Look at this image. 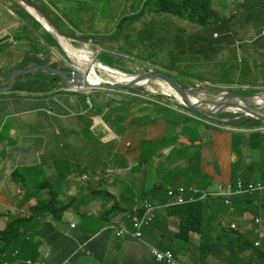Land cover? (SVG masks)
Here are the masks:
<instances>
[{"label": "crops", "instance_id": "crops-1", "mask_svg": "<svg viewBox=\"0 0 264 264\" xmlns=\"http://www.w3.org/2000/svg\"><path fill=\"white\" fill-rule=\"evenodd\" d=\"M166 23L155 22L148 15L150 26ZM15 30L18 33L13 35ZM21 31L25 36L19 37ZM2 40L4 47H8L0 54V69L18 67L16 64L31 55L46 57L44 43L37 35L12 11L8 13L0 8ZM48 40L52 46L57 45L53 38ZM6 91L0 90V229L8 228L10 218L22 221L13 242L0 245V249L8 248L0 264H29V261L32 264H157L150 246L171 248L179 260L192 263L200 260L205 244L210 245L220 237L221 227L210 215L204 223L205 211L218 213L222 205L227 206L219 198L205 204L200 231L192 233L183 243L175 237L179 217L170 216L167 211L159 213L145 228L143 241L117 238L106 228L129 222L127 214L140 206L136 197L143 196L141 182H145V200L167 202L168 197L162 191L146 195L148 177H165L171 186L176 182L180 183L178 186H194L205 181L206 188L213 187L222 177L229 179L237 157L229 147L227 135L207 130V139L202 141L204 126L190 124L179 138L178 150L174 143H168L171 133L166 119L148 121L144 110L152 108L151 103L126 104L115 100L109 104L100 100L93 102L94 111L86 112L82 103L70 95L36 92L26 97ZM83 115H88L89 123L82 119ZM177 125L180 129V123ZM182 153L190 156L179 162L176 157ZM244 157L240 169L249 171L251 176L247 151ZM63 158L66 165L62 164ZM200 160L202 164H196ZM78 163L84 169L81 176L89 175V180L81 183V189L74 179ZM109 170L114 174L107 176ZM111 184L112 191L108 188ZM57 188H64L68 195L61 196L55 191ZM125 191L130 196L122 203ZM257 207L248 202L239 204V215H234L230 223L239 224L250 239L257 236L253 242L260 243L258 248L264 254V210L258 217L261 224L255 233H249L246 228L254 217L251 210ZM63 210V218L57 220L55 216ZM249 254L251 251L246 252ZM254 259L262 262L264 256ZM225 262L223 254L220 257L210 254L206 264ZM232 264H245V261L239 258Z\"/></svg>", "mask_w": 264, "mask_h": 264}, {"label": "rangeland", "instance_id": "rangeland-1", "mask_svg": "<svg viewBox=\"0 0 264 264\" xmlns=\"http://www.w3.org/2000/svg\"><path fill=\"white\" fill-rule=\"evenodd\" d=\"M49 1L50 4L54 8H56L59 13H61L64 19V22H60L61 20L59 21V19L55 18V20L59 22L61 28L64 31H66L67 33H73V30H79L81 35H86L87 37L91 36L92 40L95 41V46L103 48L101 50L102 52L99 53L98 61L104 64L120 68L129 73H136V68H143L147 66L157 67L161 71L170 74L177 83L183 86H185V84H192L196 87H202L203 89H214V91L223 88H234L235 90L240 88V86L233 84V82H235V80L238 79L240 75V69H235V65L240 66L241 63L239 59L242 56L240 54V50L237 47V44L227 46L219 53V55H215L213 54V52H209L208 56H178L179 50L182 51V49L179 48L177 44L178 35L182 37L183 42L190 46L191 50V45L194 42L191 44L190 39H195L196 41L198 37L205 35L204 31H202L199 27H196L195 25H192L189 22L177 17H174L175 23H166L162 26H150L148 24V16L141 20H126L121 23L122 19L125 16L134 14L132 10L135 11V14L140 10H143L144 13H146L151 8V2H148V4L144 6L142 2L146 0ZM234 1L237 0H216V4L221 3L223 6L229 7ZM38 3L42 9H44L45 11H49L43 3ZM11 8L18 13L22 12V10L18 6H16L14 2L12 3ZM88 9L95 10L96 12H88ZM152 19L155 22L166 21V17L163 14L154 13L152 15ZM167 20H169L168 17ZM242 32H244L245 37L241 38L240 40H250L256 35L254 29L251 28H244ZM110 35H115V37H113L112 39H102L98 37ZM181 44L183 43L181 42ZM188 45L184 46L183 51L188 50ZM76 47L80 50L82 49L81 44ZM90 48L94 53H97L98 50L96 48H94L93 46H91ZM207 49L212 51L213 47L208 46ZM51 55L58 61L55 64L56 68L68 69L65 66L67 62L64 60L67 53L64 54L62 49L57 47L53 51H51ZM174 57L177 60L175 63H171ZM145 69L147 70L148 68ZM5 71L6 73L9 72L8 70ZM102 75L106 80L114 81V78L109 76L108 74L102 73ZM35 79L37 80L39 79V77H35ZM150 88L156 89L159 94L153 95L152 97H154V99L150 98L148 100V103L155 104L152 106V108L144 110V112L148 113V121L155 118L166 119L168 122V129L171 133V137H169L168 143H174L176 145L175 148H178L179 150L181 146L179 138L183 137L184 135L183 131L184 127L186 126V118L189 120L191 125L195 126H201L197 124L198 122L195 120L196 117L203 119L205 118L196 114L185 116L182 115L181 112L175 111L174 109L178 110L177 99L174 96L170 98L164 95L159 81H153L150 83L149 87L146 86L145 93L148 94V90ZM247 88L249 87H244L243 89ZM261 92H264V89ZM71 96L82 103L83 110H85L86 112L90 110L89 101L82 97L79 93H74ZM109 96L115 97V99L119 102H124L126 104L128 103V101L126 100V96L121 97V95L117 93H106L101 99H95L91 97V101L96 102L100 100L105 101L108 98L113 99ZM117 96L119 97L116 98ZM203 97H207V95L203 94ZM136 101H138L139 104H142V101L145 100L140 98ZM165 107L168 108L166 109ZM82 119L86 120L87 123H89L88 115H83ZM178 123H180V129H178ZM218 123L215 124L217 130L229 133L228 135L230 138V148L232 147L231 142H233V139L235 140L234 137H242L243 139H246V134L230 133L234 129L233 127L219 125ZM208 129L212 132H217L215 128L204 125L203 134L200 136L202 141H205V139H207ZM244 132L247 133L248 130H244ZM256 143V148L250 149V155L248 153V155L252 158L250 159V164H253L251 165V168H253L252 179L255 181H260L264 184V132H261V135ZM193 144L196 145V141H194ZM239 150L241 151L240 147ZM239 150L235 151L238 153ZM244 151H248L247 147L243 148V152ZM188 156L190 155H185L184 153H182L181 156H178L176 158L179 162H181ZM191 156L195 157L196 154H191ZM196 164H202L201 160ZM63 165H66V160L64 158ZM76 169L77 172L74 179L76 180L78 187L81 189V182H78L77 179L81 177L84 169L81 167L80 163L76 165ZM186 172L187 171L185 170V173ZM178 185H180L179 182H176V184H174L175 187H178ZM183 185L191 184L184 183ZM193 185V187H196L195 184ZM108 188L111 191L114 190L112 184L111 186H108ZM102 189L104 190V188ZM55 191L58 192L61 196L68 195V192L64 188H57L55 189ZM129 196L130 193L125 191L123 194L124 198L122 203H126ZM144 197L145 196H142L141 194L137 195L136 203L142 204ZM232 198L240 201L239 197ZM156 206L157 213L166 212L164 203H157ZM132 209L128 210L130 211ZM251 211H254V209H252ZM208 215H210L216 222H218L221 228L225 224H228L231 220H233L232 213L225 205H222V209L218 213L214 211H205L204 223H206V217ZM235 215H239V213H235ZM234 227H237L238 229L240 228V225L238 224ZM178 230H181V219H179ZM192 233L193 232L190 231L188 235L189 239ZM255 238H257V236L252 237V239L250 240L253 242ZM3 240H7V237L3 236L0 238V241ZM179 242L183 243L185 241ZM222 250L223 253L221 254H223L224 259H226V264H231V260L239 257L244 258L245 264L252 263L250 258L248 256H245L246 253L241 252L240 248L238 247L234 248L232 253L227 250V247ZM221 254L216 255L220 257ZM181 256L185 255H183V253L181 252Z\"/></svg>", "mask_w": 264, "mask_h": 264}, {"label": "clouds", "instance_id": "clouds-1", "mask_svg": "<svg viewBox=\"0 0 264 264\" xmlns=\"http://www.w3.org/2000/svg\"><path fill=\"white\" fill-rule=\"evenodd\" d=\"M31 1L34 2L45 14H47L48 17L54 23L57 24V26L61 29V31L63 33H65L66 35H68L70 37L63 36L57 30H55L53 27H51V26L49 27L48 24H47V22L45 21L46 22L45 23L43 21L45 19H43L33 8L28 7L25 4H22L19 0H0V8L1 9L5 10L8 13L10 11H12L14 14H16L18 16V18L21 20V22L27 28H29L32 31V33H34V34L37 35L38 40L39 41H42V43H44L43 44V48L45 50L46 57L45 58H39V57H35V56H32V55L31 56H28L24 61H22L21 63L16 64V65H18L19 68L30 69V68H32V67H34L36 65H50V66H53L54 68H56L55 67V64L58 61L55 58L52 57L51 51H53L55 48L59 47L60 49H62V51L64 52V54L67 53L66 58H64V60L69 65V70L71 72H78L79 71L80 74L86 76V79H88V80H89V77H90L91 73L92 72H95L98 76H100L103 79V82H101L99 84H102L104 82H107L106 84H112V83H117V82H127V81L132 80L138 74L137 70H136V73H129V72L124 71V70H122L120 68L113 67V66H110L108 64H104V63L98 61L99 53L102 52L101 50L103 48L98 47V46H95V41L92 40V37L91 36H88L87 37L86 35H81V33L79 32V30H73L72 29L73 30V33H67L66 31H64L61 28L59 22L57 20H55V18L56 19H59V21L61 20L60 22H64V19H63L61 13H59L56 10V8H54L50 4V1L49 0H31ZM13 2L15 3L16 6H18L22 10V12L18 13V12L14 11L11 8V5H12ZM38 2L43 3L48 8L49 11H45L44 9H42L40 7V5H39ZM148 2H150V0L143 1L142 4L144 6H146L148 4ZM243 2H244V0L234 1L229 7H225L221 3H217L216 4V2H215V9L220 14H222V15H228V17H230L232 15H235L232 19L233 20H236V19L242 17L245 14V9L240 6L241 4H243ZM31 9H33L40 17H38V15L35 14ZM141 11L142 10L138 11V15L140 14ZM88 12L95 13L96 11L95 10L88 9ZM132 12L134 14L133 15H129V16H134L135 15V11L132 10ZM153 14L154 13H151V8H150L146 13H144L143 15H141L137 20H141V19L145 18L146 16L153 15ZM196 27H198V26H196ZM244 28L254 29V31L256 32L255 37L252 38V39H250V40H248V39L240 40L241 38H244L245 37L244 32H242V30ZM244 28L239 29L240 32H239V34L236 36V38L233 41L234 44H237L238 45L237 47L240 50V54L242 55L241 58L239 59L240 63H241V60H242V58L244 56V52H243V46H244V44L245 43H248V42H252L253 40H255L256 38H258L260 36H264V29L259 30L255 26H253V25H246ZM200 29L202 31H204V32H206L208 30H214L211 27H203V28H200ZM17 33H18V31L15 30V32H14L13 35H16ZM22 36H25V35L21 31L19 33V37H22ZM183 36H184V34H183ZM205 36H206V33H205V35L198 37L196 39V41H198L199 39H201V38H203ZM48 37L53 38L57 42V45L56 46H52L51 43H50V41L48 40ZM218 37H219V35L217 33H215L214 34V38H218ZM77 38H80L81 41H79ZM63 39L65 41H67L68 43H70L71 45H73L74 48L77 49L78 51H81L84 48V45L85 44H88V48L92 52L93 64L87 65V64L81 63L79 60H77L76 58H74L69 53V51L66 49V47L64 45V42H63ZM196 41H195V39H190V43L191 44L194 42L191 45V50H190V46L188 44H186L185 42H183L182 37H180L178 35V42L179 43L182 42L183 44H185V46L188 45V50L187 51H183V50L180 51L179 50L178 56L179 55H181V56H187V55L197 56L196 54H199V55H202V56H208L209 52H211V51L208 50L206 47L203 48V49H201V47H199L198 45L195 44ZM79 44H81V46H82V49L81 50L76 47ZM234 44H230V45H234ZM91 46H93L94 48H96L98 50L97 53H94L92 51V49L90 48ZM7 47H8V45H7ZM7 47H4L3 40L0 41V54L3 53V52H5L6 49H7ZM191 51H193V52H191ZM6 54H9L10 55V52L7 51ZM53 60H55V61L52 62ZM174 60H177V59L175 58ZM38 61H40V62H38ZM52 63H54V64H52ZM171 63H173V61H171ZM67 64H65V65H67ZM145 68H148V69L147 70L145 69L144 72H149L150 70L155 69V67H149V66H147ZM56 69H60L61 70V68H56ZM136 69H138V68H136ZM156 70L159 71L160 69H157L156 68ZM110 71L116 72V75H123V76L129 75L131 77V79H128V80H125V79H116L115 77H113L111 75V72ZM39 72L49 73V72H46V71H43V70H40ZM84 72H87L88 75L84 74ZM159 72H162V71L160 70ZM11 73L12 72H7L6 73L5 69H3V68L0 69V86L5 87V86H7L9 84V74H11ZM102 73L108 74L109 76L113 77L114 78V81H108V80H106L105 78H103L104 76L102 75ZM239 74L241 75L240 70H239ZM240 75H239V78H240ZM21 77H23V76L18 75V78L19 79H22ZM35 77L36 76H32V75L29 74V75H27V79L26 80H21L20 82L16 83V84H23L25 86V88L23 90H17L16 89L17 87H15V86L11 90L12 91L15 90V93H20V94L28 93V94H32V95L35 94L36 92L53 93V94H56V95H59V96L60 95H70L71 96L74 93H79L82 97H85V99L89 101L90 110L93 107V102H95V101H91V97H93V98L99 97L98 92H97V89H88L86 92H84L83 88H79L78 90H74L73 88H68V87L60 84V81L57 80V78L55 76H50V75H45V76L39 77V79L37 80V87L38 88L43 87L44 86V82H48L49 85L48 86H45L41 91H36V90H33L31 88V85H30L31 82L36 81ZM239 78L236 79L235 82H233V84H236V85L240 86V88H238L236 90L234 88H223V90L229 91V92H237V91H240V90L245 91V90H249L251 88H255V86H251V85H240L238 83ZM52 79H56L57 81H55L54 83H52V82L50 83V81ZM153 81H159L160 83L162 82L159 79H156V80H153ZM153 81H150L147 85H145L143 87H135L133 89V92H132V100H131V103H138V101H136V100L142 98V99L145 100V101H142V104H146V103H148V100L150 98L151 99H154V97H152V96L159 94V92L156 89L150 88L148 90V94L145 93V87L146 86L149 87L150 83L153 82ZM145 82L146 81H144V83ZM162 83H164V82H162ZM186 85H189V84H186ZM244 87H249V88L243 89ZM258 89H259V91L257 93H254V94H251V95H247V94L240 93V95H243V96H253V95H257L259 93H263L264 94V92H261L264 89V87H260ZM110 90H111L110 93H116V89H110ZM163 94L166 95L167 97H170V98L173 96V95L165 94L164 92H163ZM140 96H143V97H140ZM263 98H260V99H262L263 102H261V103L258 102V99L259 98L257 99V102L260 103V104L264 103ZM191 100L192 101H197V100H201V99H191ZM177 102H178V106H177L178 107V110L177 109H174L175 111L181 112L182 115H185V116L193 115V114L200 115V116L204 117L205 119L196 117L195 120L198 122L197 124H199L201 126H204V125L211 126V127H213V128L216 129L215 124L218 123V121L210 120L207 117H205V116H203V115H201V114H199L197 112H194V111H191L189 109H186L185 107H183L179 103L178 100H177ZM151 104H153V103H151ZM153 105H155V104H153ZM165 108L167 109L168 107H165ZM169 109H171V108H169ZM227 110H230V109H227ZM229 114L232 115V116H234V117L233 118L225 117L226 115H229ZM237 116L238 115L233 114V113H228V114H225V115L218 116V118L221 117V119L228 121V122H224V123L223 122L222 123L219 122L218 124L219 125H223V126L233 127V126L228 125V124L230 122H233V121H236V120L241 119V118H236ZM224 118H226V119H224ZM186 120L189 121L187 118H186ZM259 121H261V120H259ZM189 125H190V123H189ZM263 125H264V122H262V125L260 127L255 128V129H239V128L233 127L234 129L230 133L244 132V130H248V132H251V130L252 131H255V132H264V126ZM256 129H259V130H256ZM217 132L219 134H225V135H227L229 137V135H228L229 133H227V132H223V131H219V130H217ZM248 132L247 133L244 132V134H248ZM229 140H230V138H229ZM231 143H232L231 150L234 153V152H236L235 151V148L233 146V144L235 143L234 140ZM241 151H243V150L241 149ZM234 155L237 157V154L236 153H234ZM243 162H244V159L242 158L241 159V162H240V167L243 164ZM250 170L252 171V174H253V168H251V165H250ZM112 174H114V171L113 170H109L106 173L107 176H111ZM252 174H251V176L249 178V171L243 172L241 169H239L236 172L237 177H236L235 182H233L230 179L225 180L226 178H224V179H221L220 178V181L215 182L214 185H213V187H211V188L200 189L198 187H193V186H178V187H184L186 189H196L199 192H205L207 194V197L205 199L196 201L194 203H187V205H189V204H197V203H200V202H204V204H206L207 202H209L210 200L215 199V198H219V199L224 200V199H228V198H232V197H239L241 199V202H234V201H232L231 203H226V205L229 208L230 212H232V213L235 214V213L238 212V205L239 204H242L243 202H248V203H251V204H257L258 207L261 206V205H264V184L262 182H260V181L253 180L252 179ZM81 177H83V176H81ZM88 180H89V176H86V177H84V179H82L80 181L83 184V183H85ZM178 187H175V188H178ZM175 188H173V189H175ZM245 196H250V197L247 200H243V198ZM257 197H259V198L257 199ZM58 205H59V201L56 202V206H58ZM154 207H156V212H155V214H156L157 213V206H154ZM137 208L143 213L144 204L143 203L140 204V206L137 207ZM64 213H65V210H63V213L61 215H56L55 216L56 219L57 220H61L63 218ZM252 214L254 215V217H251L250 218L251 219V224H253L255 226L260 225L261 224V219L258 218V217L261 216V211L252 212ZM128 219H129V222L128 223L111 224L106 229L112 231L113 234L117 238H121V239H123V238H131V239H134V240H137V241H143L144 230H145V228H147L148 226H150V224L145 225V226L142 227L143 236H142V239L141 240H138V239H135L134 237H132L133 230H134L133 229V223H132V221H131V219L129 217H128ZM179 219H180V217H179ZM202 220H203V217H202ZM21 221L22 220L21 219H18V218H10L9 225L12 223V225L14 227H18V229H19L20 228L19 225L21 224ZM235 225H237V224H235V223H229L228 225L225 224L221 228L222 231H221L220 237L217 238V240L215 242H219L220 239L221 240H226L228 238L229 234H231V232H235L236 233V229L234 227ZM50 226L51 227H55L54 225H50ZM122 226L126 227L129 230V232H128V234L120 237V236L117 235V230L120 227H122ZM74 227H75V225H74ZM229 227H230V230H227V228H229ZM6 230H4V231H6ZM0 231H2V230L0 229ZM12 236H14V238H16V232H15V230H14V233H12ZM13 239L12 240H9V241L12 243L13 242ZM3 242L4 241H1L0 242V245ZM253 243H254V245H258V242H253ZM8 245H10V244L8 243ZM225 247H227V245H222V244L218 245V248L221 249V250L224 249ZM166 249H167L166 247L160 249V248H157V247L150 246V252H151L152 256L154 255L153 250L163 251V250H166ZM170 251L171 252H174L173 250H170ZM4 252H8V248L7 247L0 249V258L2 257V255H3ZM262 256H264V254H262ZM249 258L252 261L251 264H264V261H262V262H256L254 258H252V257H249ZM155 261H156L157 264H159V262H157L156 259H155ZM178 261L179 260H177V262ZM182 262H186V261H182ZM199 263H200V261H199ZM29 264H32V262L30 261Z\"/></svg>", "mask_w": 264, "mask_h": 264}, {"label": "trees", "instance_id": "trees-1", "mask_svg": "<svg viewBox=\"0 0 264 264\" xmlns=\"http://www.w3.org/2000/svg\"><path fill=\"white\" fill-rule=\"evenodd\" d=\"M151 2V13L156 14H164L166 17V21L168 23H174V17L183 19L188 21L189 23L196 25L200 28L203 27H211L214 30H208L204 33H206V36L199 39L195 42L196 45L203 48H207L208 46L213 47L212 51L213 54L219 55V53L224 50L227 46L230 44H234L233 41L236 38V36L239 34L241 28H244L246 25H253L257 29L262 30L264 29V0H244L243 4L240 6L245 9V14L236 19L233 20L232 18L235 15H232L228 17V15H222L215 9V2L216 0H150ZM146 5V4H145ZM26 13V12H25ZM144 14V11L142 10L140 14L136 13L134 16H125L122 19L123 23L126 20L129 21H136L141 15ZM167 17L169 20H167ZM217 33L219 35L218 38H214V34ZM116 35V34H115ZM115 35L110 36H98L102 39H112L115 37ZM178 47L183 50L185 44L178 43ZM243 52L244 56L241 60L240 66L235 65V69H240V78L238 80V83L240 85H251L255 86V88H251L249 90L245 91H237L238 93H243L247 95H251L254 93H257L259 91L258 88L264 87V36H260L253 40L252 42L245 43L243 46ZM199 55V54H196ZM175 57L172 59L173 63L176 61L174 60ZM238 60V59H237ZM40 62V61H38ZM57 80H61L60 77H56ZM38 80V79H37ZM37 80L30 83L31 88L36 91H41L45 86H48V82H44V86L41 88L37 87ZM56 79H52L50 83H54L57 81ZM22 87L16 88L17 90H23L25 86L23 84H20ZM236 94V93H235ZM225 117L233 118L232 115H226ZM189 121H185V127L189 125ZM228 125H231L235 128L239 129H255L262 125V122L259 120H255L252 118H241L239 120L230 122ZM184 127V129H185ZM244 134V132H236V134ZM261 132H255L251 131L246 134V139H243L242 137H234V148L235 150H239V147L243 150L244 147H247V154L250 155V149L256 148V142L258 138L260 137ZM143 142V140L139 142H134V145L136 143ZM194 143V142H193ZM133 145V146H134ZM133 146L131 149H133ZM144 146V144L142 145ZM143 151V147H142ZM237 154V160L233 163V171L232 175L229 178L233 182L236 180V172L241 168L240 162L241 159L244 157V152L240 151L234 152ZM249 159H252L251 156H249ZM63 164V159H62ZM253 165V164H250ZM76 168V167H75ZM250 175V173H249ZM245 177V176H244ZM178 178V177H173ZM250 178V176H249ZM165 177H162L161 179H151L148 177V191L147 194H151L150 192H158L162 191L165 197H168L167 191L175 188L174 183H172V186L169 185V182L164 180ZM221 179H224L222 177ZM168 181H171L168 178ZM145 182H141V190L142 194L145 195L144 188ZM196 187L200 189H205L207 187V183L205 181L202 182H196ZM152 186V189L150 187ZM250 196H245L243 200H247ZM259 197H257L258 199ZM253 200V199H252ZM166 202V199L164 200ZM234 202H241L236 200L235 198H228L224 199L223 203H231ZM119 205V204H118ZM113 207H116L115 205ZM205 204L204 202H200L197 204H189L186 203L180 204L179 206H171L168 208V214L171 216H177L181 219V230L178 231L177 234H175L176 239L179 241H186L188 240V235L190 231L193 233H198L200 231L199 227L202 226L203 220H202V212L204 210ZM233 216L235 214H232ZM60 217V216H59ZM18 227H14L12 223L9 225L8 229L6 231H0V238L5 236L8 238V240H12L14 236H12V233H14V230H17ZM53 230H56L55 227H52ZM227 230H230V227L227 228ZM227 240V242H225ZM226 240H219V242H216V247L218 248V245L220 244H231L230 252L232 253L234 248L238 247L240 248L241 252L245 249H251L254 245L245 238L243 232H239L236 230L235 232H231L229 234L228 238ZM1 242V241H0ZM230 246V245H229ZM165 248V247H163ZM206 245L202 248L201 256H200V264H206L209 255L212 254V250H206ZM176 255V254H175ZM193 263V262H192ZM189 263V264H192Z\"/></svg>", "mask_w": 264, "mask_h": 264}, {"label": "water", "instance_id": "water-1", "mask_svg": "<svg viewBox=\"0 0 264 264\" xmlns=\"http://www.w3.org/2000/svg\"><path fill=\"white\" fill-rule=\"evenodd\" d=\"M19 1L22 4H25L28 7L33 8L43 19H45L49 27L50 26L53 27L63 36L70 37L66 35L65 33H63L61 29L57 26V24L54 23L48 17V15L45 14L34 2H32L31 0H19ZM77 39L81 41L80 38H77ZM40 70H43L49 73H55L61 76L63 79H65L66 82H68L69 84H72V82L75 81L77 85L82 86L84 83V79H86V76L81 75L79 72L69 73V72H65L60 69H56L50 65H36L30 68L29 70L16 71V72H12L11 74H9V84L5 87H1L0 90L1 89L11 90L16 83L20 82L21 80H26L27 75H29V73L37 74L39 73ZM84 74L88 75L87 72H84ZM18 75L23 76L21 77L22 79H19ZM156 79L161 80L162 82L168 84L172 89L174 88L176 91L183 94L185 99L183 100L177 99L183 107L191 111L197 112L207 117L210 120L218 121L221 123L228 122L227 120L218 118V116L225 115L228 113H233V114L238 115L236 118H253V119L261 120L262 122H264V104H260L257 102L258 98L264 97L263 93H259L253 96H243V95H237V94L231 93L229 91H225L223 89H218L216 91L206 90V92L212 95L215 98V100L201 99L197 101H192L190 99V94H193L192 92H190L188 89L182 88L170 76L161 74V72H159L156 69L150 70L149 72H144L143 76H135V79L132 81L117 82V83H112V84H106L107 82H104L96 86H93L92 84L87 83V86H89L88 89H95V88L121 89L125 87H135V86L143 87L147 85L150 81H153ZM144 81L146 82L144 83ZM197 91H203V89H197ZM232 108H236L238 109V111L233 112L232 110H227V109H232Z\"/></svg>", "mask_w": 264, "mask_h": 264}, {"label": "bare ground", "instance_id": "bare-ground-1", "mask_svg": "<svg viewBox=\"0 0 264 264\" xmlns=\"http://www.w3.org/2000/svg\"><path fill=\"white\" fill-rule=\"evenodd\" d=\"M35 14H37L33 9H31ZM38 15V14H37ZM38 17H40L39 15H38ZM43 20V19H42ZM44 22H45V20H43ZM46 23V22H45ZM63 42H64V45H65V47H66V49L69 51V53L74 57V58H76L77 60H79L81 63H84V64H87V65H90V64H93V56H92V52L89 50V48H88V44H85L84 45V48L81 50V51H78L77 49H75L74 48V46L73 45H71L70 43H68L67 41H65L64 39H63ZM66 66V68H68V69H63V68H61V70H63V71H65V72H69V73H71V71L69 70V65L67 64V65H65ZM149 67H153V66H149ZM157 67H155V69H156ZM3 69H5V70H8L9 72H16V71H24V70H29V69H24V68H19V67H12V66H4L3 67ZM157 69H159V68H157ZM144 70H145V67H143V68H138L137 69V72H138V74L136 75V76H143V74H144ZM160 71V70H159ZM79 72V71H78ZM111 72V75L113 76V77H115L116 79H125V80H128V79H131V77L129 76V75H127V76H123V75H116V72H114V71H110ZM80 73V72H79ZM30 75H32V76H36V77H42V76H45V75H50V76H55V77H60L61 78V80H60V84H62V85H64V86H66V87H68V88H73L74 90H78L79 88H81V87H83V90H84V92H86L87 90H88V88H89V86H87V83H90V84H92L93 86H96V85H98L99 83H101V82H103V79L100 77V76H98L95 72H92L91 73V75H90V77H89V80L88 79H84V83H83V85L82 86H80V85H77L76 83H75V81L74 82H72V84H69L68 82H66V80L65 79H63L61 76H59V75H57V74H55V73H42V72H39V73H37V74H33V73H29ZM161 74H165V75H168V76H170L175 82H176V80L170 75V74H168V73H165L164 71H162L161 72ZM76 79V78H75ZM135 79V77L132 79V80H134ZM132 80H130V81H132ZM177 83V82H176ZM179 86H181L182 88H184V89H188L190 92H192L193 94H190V99H203V100H215V98L212 96V95H210L209 93H207L206 92V90H212V91H214V89H203L202 87H196L195 85H192V84H189V85H191V86H189V85H186L185 84V86H183V85H181V84H179V83H177ZM160 85H161V87H162V89H163V92L165 93V94H168V95H173V96H175L178 100H183V99H185L184 98V96H183V94L182 93H180V92H178V91H176L174 88L172 89L168 84H166V83H160ZM15 87H17V88H19V87H22L20 84H16V85H14ZM136 87V86H135ZM135 87H125V88H121V89H116V93L117 94H123L124 96H126L127 98H126V100L128 101V103L130 102L131 103V100H132V92H133V89L135 88ZM95 89H97V92H98V95H99V97H95V99H101L106 93H110V89H103V88H95ZM197 89H203V91H197ZM6 93H15V90H7L6 91ZM231 93H236L237 95H240V93H238V92H231ZM203 94L204 95H207V97H203ZM21 96H26V97H28V96H34V95H32V94H28V93H24V94H20ZM109 97H111V96H109ZM85 98V97H84ZM111 98H113V99H107V100H105L106 102H108L109 104H112V103H114L115 102V98L114 97H111ZM258 102H263L262 101V99H258ZM243 104V103H242ZM262 104H264V103H262ZM93 109H94V105H93V107L91 108V111H93ZM230 110H232L233 112H235V111H238V109H236V108H232V109H230ZM104 120V119H103ZM86 176H89L88 174H85V175H83V177H81L80 178V180H82V179H84V177H86ZM171 190H168L167 191V194H168V199H167V202H165L164 203V208H166V211L168 212V208L169 207H171V206H179L180 204H178V203H176L175 202V200H174V198L173 197H171L170 195H169V192H170ZM143 204H151L153 207L154 206H156V204L157 203H153V202H151V201H148V200H145V198L143 199V202H142ZM261 210H264V205H261V206H259V207H257V209H254V211H251V212H256V211H261ZM158 214L159 213H156L155 214V216H154V218L151 220V221H149V223L148 224H152L154 221H155V218H156V216H158ZM138 216L140 219L141 218H143L142 217V212L138 209V208H136L132 213H128L127 214V216L131 219L133 216ZM171 216H173V215H171ZM147 221H148V219H147ZM246 228L248 229V231H249V233H251V234H254L255 233V229L257 228V226H255V225H253V224H247L246 225ZM237 231H239V232H243V228L240 226V228H238L237 229V227L235 228ZM243 234H244V232H243ZM244 236H245V238L247 239V240H249L253 245H254V243L250 240V238L247 236V235H245L244 234ZM4 242H7V243H9V244H11V242L8 240V238H7V240H3ZM225 242H227V240L225 241ZM206 245V248H205V250L204 251H206V250H212V253H216V254H221V253H223V250H221V249H219V248H217L216 247V242H212L210 245H208V244H205ZM223 245H227V250L230 252V249H231V244H223ZM230 245V246H229ZM260 246V243L258 242V245H254L251 249H245L244 251H242V252H247V251H251V254H249V255H246L245 254V256H248V257H252V258H256L257 256H259V255H262L261 254V250L258 248ZM170 251V250H173V249H171V248H168V249H166V250H163V251ZM201 251H202V249H201ZM173 253V255H174V258H175V260L177 261V260H179L178 259V257L175 255V253L174 252H172ZM153 257H154V259H156V256L155 255H153ZM240 259H243L244 260V258H242V257H239ZM239 258H236V259H239ZM235 261V259L234 260H231V264L233 263ZM245 261V260H244ZM30 262V261H29ZM177 264H189V262H182L181 260H179L178 262H177ZM192 264H200L199 263V261H197V262H193Z\"/></svg>", "mask_w": 264, "mask_h": 264}, {"label": "built area", "instance_id": "built-area-1", "mask_svg": "<svg viewBox=\"0 0 264 264\" xmlns=\"http://www.w3.org/2000/svg\"><path fill=\"white\" fill-rule=\"evenodd\" d=\"M169 195L173 197L175 202L178 204L194 203L207 197V194L205 192H199L196 189H186L184 187L171 189ZM155 212L156 207H153L151 204H144V210L142 213L143 218L140 219L137 215L131 218L134 229L132 237L138 240L142 239V227L148 225L149 221L154 218ZM128 232L129 230L126 227L122 226L117 230V235L122 237L128 234ZM153 253L156 256V260L157 262H159V264H177V261L175 260L174 255L171 251L153 250Z\"/></svg>", "mask_w": 264, "mask_h": 264}]
</instances>
